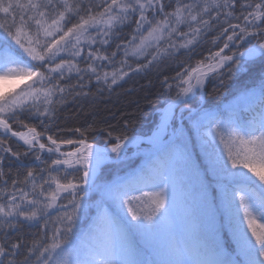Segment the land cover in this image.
Returning <instances> with one entry per match:
<instances>
[{
	"label": "snow or ice",
	"instance_id": "1",
	"mask_svg": "<svg viewBox=\"0 0 264 264\" xmlns=\"http://www.w3.org/2000/svg\"><path fill=\"white\" fill-rule=\"evenodd\" d=\"M217 29L211 43L223 40L222 47L161 81L169 111L162 112L149 138L160 142L155 163L132 182L97 184V168L104 159H119L133 137H113L108 130L110 147L98 151L80 128L74 130L79 139L57 140L20 119L27 115L43 124L69 96L89 95L83 91L85 76L88 84L94 79L111 91L130 73L146 74L181 49L191 52ZM252 39L255 43L244 48ZM256 60L264 62V0H0V132L26 146L23 153L14 151L0 138V264H264V70L241 93L249 103L227 120L202 104L189 106L198 90L203 100L207 79L215 77L223 86L224 69L231 79ZM73 75L76 84L64 83ZM25 80L19 90H8L9 81ZM14 123L24 130L14 131ZM193 135L208 157L204 176L219 171L231 182L230 191L221 214L212 182L201 184V206L186 209L177 229L168 169L178 155L191 160L187 146ZM65 145L71 150L63 151ZM44 153L54 157L50 163ZM6 156L21 167L22 156H31L46 167L29 168L22 180H11L9 190ZM81 170L82 176L72 175ZM93 188L101 203L111 200L127 209V216L100 209L78 230ZM53 213L59 214L49 225ZM41 220L42 233L30 242L23 236L11 239L10 233ZM225 232L234 247L227 246ZM137 235L140 239H133Z\"/></svg>",
	"mask_w": 264,
	"mask_h": 264
},
{
	"label": "trees",
	"instance_id": "2",
	"mask_svg": "<svg viewBox=\"0 0 264 264\" xmlns=\"http://www.w3.org/2000/svg\"><path fill=\"white\" fill-rule=\"evenodd\" d=\"M165 2L167 3V0H165ZM236 11L239 13V6H237ZM232 22L236 21L233 20ZM130 30V26L124 27L121 30V37L127 36ZM181 30L184 29L182 28ZM218 30L219 29L210 32L203 37L191 52L181 49L174 58H168L160 65L154 66L151 70H148L146 74L143 72L138 74L130 73L129 76L120 81L118 85H113L111 91L102 84L97 85L94 79L91 84H88V77L85 76L83 83L87 84L88 87L84 88L83 91L89 92V95L86 98L83 96L76 98L69 96L65 104L57 106L54 117L51 120L45 119L43 124H41L39 118L29 117L27 115L21 116L20 119L29 126L37 127L38 131L45 133V136L52 135L57 140L79 139V135L75 133L74 130L80 128L86 132L88 142L103 147L110 146L108 143L109 138L107 137L108 130H112L113 137L116 135H127L129 137L150 136L160 122L158 117L159 114H157L158 111L169 103V96L161 86V81L164 76L167 75L168 77H173L177 72L181 71L185 65L195 66L197 61L204 59L208 55L209 51H216L218 47H222L223 40L219 41L216 46H213L211 43L212 37L217 34ZM116 42L118 41L113 42V48L115 47ZM253 43H255L254 39H252L248 47ZM111 50L112 49H109L108 51L111 52ZM80 66L82 68L85 67L83 61L80 62ZM134 66L135 64H133V67ZM105 70L111 71L112 69L107 68ZM262 70H264V62H261L260 60L250 63L246 66L245 70L237 72L231 79L228 78L227 69H224V85L221 86L217 78L211 77L205 89L206 98H214L220 92H243L246 85L248 87L253 86V81L259 78ZM77 80L78 78L73 75L71 80L65 81L64 83L74 85L77 83ZM100 87H103L102 92L98 91V88ZM198 94L196 96H198ZM149 101L152 103H149ZM240 109L223 107L219 108V111L216 114L222 119L227 120L234 112H238ZM125 124H127L126 129L124 128ZM13 130L23 131L24 129H22L18 123H14ZM0 138L6 139L14 151H19L21 153L25 151V147L18 143L14 138L2 135H0ZM42 142L47 143L46 139ZM114 142L115 141L112 140V143ZM158 148L159 147L152 148L153 151L145 155L143 162H138V160H136L128 169L120 171L117 175L119 176L118 179L113 183L120 184L125 181L132 182L142 169L147 170L149 167L154 166ZM133 149V147H130L126 151L131 152ZM43 156L47 163H50L51 158H54L48 157V154H43ZM108 156L115 157V154H108ZM140 156L141 155L138 157ZM21 159L23 165H25L23 167L20 166L21 162L16 161L14 158L6 156L4 159L3 171L8 180L9 190L11 188V180L14 178L22 180L29 168L38 170L39 168L46 167V164L36 162L31 156L26 158L22 156ZM108 161L109 159H104L100 162L97 168V176L99 179L102 177L103 171L107 166L106 162ZM202 165H205V163L204 160H200L198 151L195 155L191 154V160H185L182 156L178 155L169 165L168 171L169 175L173 178L175 185L177 215L181 225L185 222L186 209L193 206H201L200 185L205 184L210 180L214 187L213 183L215 177L211 175L210 172L208 176L205 177ZM197 169H199V171H197ZM200 174L203 175V178H200ZM72 175L74 177L82 176V170L78 173L73 172ZM105 177L108 178L107 175ZM37 182L39 183V181ZM230 183L231 182L227 180L223 187L224 199L226 190L230 191ZM3 187V182L0 181V190H2ZM89 196L101 203L100 194L93 191V189L90 190ZM64 202H66V200ZM101 204H105L110 209L111 215H115L116 212H119L120 216H127V209H123L122 211L119 210L111 200H107L106 203ZM215 206L220 209V213L223 214L224 205H220L217 199V194ZM98 210L99 208L93 210L90 214L92 216L89 217V219H85L82 224V229L88 227L92 218L97 215ZM57 214L59 213H53V216L48 218L49 225L51 220L54 219ZM128 219H130V217H128ZM219 220L220 215L217 222H219ZM44 222V220H41L39 224L33 222L32 226L25 224L18 232L10 233L9 235L11 239L23 236L25 241L30 242L42 233L41 226ZM133 239H140V236L137 235ZM224 239L229 248L234 247L227 232L224 233Z\"/></svg>",
	"mask_w": 264,
	"mask_h": 264
},
{
	"label": "rangeland",
	"instance_id": "3",
	"mask_svg": "<svg viewBox=\"0 0 264 264\" xmlns=\"http://www.w3.org/2000/svg\"><path fill=\"white\" fill-rule=\"evenodd\" d=\"M252 40H249L247 43L244 44V48L248 47L250 42ZM252 45V44H251ZM250 45V46H251ZM28 81H9L8 82V89L12 90V91H17L20 88H22L24 86L25 83H27ZM204 95H203V100H201V96L198 94V96L195 97L194 100H192V102L190 103V107H198L199 105H203L204 107H206L209 111L213 112V113H217L219 111V108H223V107H233V108H237L240 109L242 107H244L247 103H249V101H246L245 99H243L241 97V93H234L232 91H228L226 93L220 92L217 96H215L214 98H206V91L204 90ZM180 107H183V105H181ZM177 113H179L180 108H177L175 110ZM160 115V113H157ZM159 120L161 119V115L159 116ZM185 115H187V113H185ZM218 141H217V145H218ZM150 145H146V146H135L133 147L134 149L131 152L126 151L125 149L121 150V156L119 157V159H109L108 162H106V168L103 171V175L102 177L97 181V184H100L102 182H111L113 183L114 181H116L118 179L119 176L118 173L120 171H124L126 169H128L136 160H138V162H143L145 159V155L147 153L152 152V148H157L159 146H153V147H149ZM64 147V146H63ZM143 147V148H141ZM64 149H68L67 147L62 148ZM187 149L189 151L190 154L195 155L196 152H199V156H200V160H204L205 165H202L203 168L207 166V161H208V157L206 152L202 149L201 147V140L199 137L193 135L192 140L188 143ZM220 151H223V147L220 146L219 147ZM139 155H141L140 157H138ZM224 159H226V156L224 157ZM246 171V170H244ZM211 175H213L214 178V187L216 189V194H217V199L220 203V205H224V192H223V187L225 186L226 181L228 180V178H226L225 176H223L222 173H220L219 171L217 172H211ZM107 175L108 178H106L105 176ZM248 175H251L250 173ZM200 178H203V175L200 174L199 175ZM212 179V178H211ZM253 180H255V177L252 178ZM93 191L96 192V189L93 188ZM99 205V207H98ZM97 208L100 209H106L109 214H111L110 209L104 204L102 205L98 200L92 198L91 196L86 197L85 200V207L82 210V214L80 216V220L78 221V230H81L82 224L84 223L85 219H89V217H91L92 215L91 212L93 210H96ZM98 210V211H99ZM172 213H173V221L177 227V229H179L181 227V223L179 221V217L177 215V201H175V205L172 209ZM219 215L216 216V220L218 221ZM83 230V229H82Z\"/></svg>",
	"mask_w": 264,
	"mask_h": 264
},
{
	"label": "water",
	"instance_id": "4",
	"mask_svg": "<svg viewBox=\"0 0 264 264\" xmlns=\"http://www.w3.org/2000/svg\"><path fill=\"white\" fill-rule=\"evenodd\" d=\"M209 80H210V78L209 79H207L206 81H205V84H204V89H205V87L207 86V84H208V82H209ZM203 89V90H204ZM169 104V103H168ZM168 104L164 107V108H162L159 112L162 114V112H166V111H168L169 110V108H168ZM182 105V104H181ZM180 105V106H181ZM177 109V108H176ZM175 109V110H176ZM155 132V131H154ZM153 132V133H154ZM0 135H2V136H4V134L2 133V132H0ZM153 136V134L151 135V136H146V137H140V136H134L133 137V140L129 143V142H125L126 143V147H124V148H122V150L123 149H128V148H130V147H135V146H143L144 144H151V145H154V146H159V144H160V142L157 140L155 143H152L150 140H149V138L150 137H152ZM8 137H12L11 136V134H8ZM12 138H14L18 143H20L22 146H23V142L22 141H19V140H17V138L16 137H12ZM89 143H91V142H89ZM91 144H93V146H94V149H96V150H98V151H103L104 149H106V148H109V147H103V146H99V145H97V144H94V143H91ZM24 147H26V146H24ZM69 151V150H68ZM108 154H112V155H114L113 153H111V152H109Z\"/></svg>",
	"mask_w": 264,
	"mask_h": 264
},
{
	"label": "bare ground",
	"instance_id": "5",
	"mask_svg": "<svg viewBox=\"0 0 264 264\" xmlns=\"http://www.w3.org/2000/svg\"><path fill=\"white\" fill-rule=\"evenodd\" d=\"M169 111V110H168ZM153 143V142H152Z\"/></svg>",
	"mask_w": 264,
	"mask_h": 264
}]
</instances>
